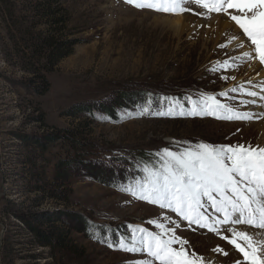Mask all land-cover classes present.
I'll return each mask as SVG.
<instances>
[{
    "label": "rangeland",
    "instance_id": "rangeland-1",
    "mask_svg": "<svg viewBox=\"0 0 264 264\" xmlns=\"http://www.w3.org/2000/svg\"><path fill=\"white\" fill-rule=\"evenodd\" d=\"M45 1L0 0V264H159L133 235L140 228L162 234L157 224L174 228L189 254L205 264H236L240 254L217 234H205L132 192L146 178L145 166L159 167L158 153L165 148L183 152L201 142L259 146L264 84L246 73L253 60L263 71L264 64L236 61L231 55L240 48L230 43L205 45L206 36H178L172 23L151 15L222 16L234 26L227 16L204 14L195 4H185L189 10L183 13H163L124 0H51L65 10L69 20L62 35L75 45L41 70L45 50L37 44L49 26L42 15ZM224 61L228 67H221ZM40 74L49 82L42 94L36 92ZM258 87L263 117L247 118L243 112L252 105L240 97ZM207 96L233 112L189 115V104L202 107ZM113 105L112 120L96 112ZM84 106L95 112L89 125L75 115H85ZM170 109L172 114H158ZM236 114L246 118H218ZM51 134L58 135L49 141ZM70 160L75 168L67 171L63 163ZM210 209L204 206V212ZM36 211L58 218L54 225H36L69 233L76 253L41 245L17 217ZM122 242L140 250H124ZM218 246L223 253L214 251Z\"/></svg>",
    "mask_w": 264,
    "mask_h": 264
},
{
    "label": "snow or ice",
    "instance_id": "snow-or-ice-1",
    "mask_svg": "<svg viewBox=\"0 0 264 264\" xmlns=\"http://www.w3.org/2000/svg\"><path fill=\"white\" fill-rule=\"evenodd\" d=\"M137 9H148L163 13H183L188 11L185 4H195L205 13L226 15L239 29L230 35V40L242 36L251 45L243 52L246 59H257L264 64V0H124ZM232 10V11H230ZM237 47L245 46L237 40ZM224 61L221 67H228ZM226 95V93H222ZM256 95V93H250ZM189 115H217L221 110L233 109L221 104L213 96H207L202 107L195 101ZM159 115L172 114L169 112ZM183 115V111L180 113ZM224 119H244L240 114L218 117ZM161 163L158 168L145 166L146 178L137 183L134 196L149 203L175 212L189 224H197L220 236L233 245L242 257L244 264H264V234L255 237L246 231H239L236 225L264 229V147L251 145H212L198 143L194 148L183 152L161 150ZM131 191V189H129ZM205 200L210 202L216 213L222 214L209 222L202 209ZM222 225H233L221 233ZM162 234H154L140 228L143 233V250L154 257L159 264H205L195 253L189 254L187 241L176 236L175 229H165L157 224ZM171 233L164 238L165 233ZM179 244V247H174ZM120 247L127 251H138L135 247ZM223 253L219 246L214 249ZM225 255L227 253H224ZM147 264V262H145ZM236 264H240L237 261Z\"/></svg>",
    "mask_w": 264,
    "mask_h": 264
},
{
    "label": "trees",
    "instance_id": "trees-1",
    "mask_svg": "<svg viewBox=\"0 0 264 264\" xmlns=\"http://www.w3.org/2000/svg\"><path fill=\"white\" fill-rule=\"evenodd\" d=\"M45 5L43 8L42 15L46 18V23L49 24L48 29L43 34V37L39 41V49H44L43 51V59L45 60V63H42L41 70L47 69L49 70L50 67H53L59 60L70 54L72 47L75 45L74 40L68 39V37H64L62 35L63 30L68 25L67 21L69 20L65 10L60 9L56 6H54V3L51 0H46ZM35 46V45H34ZM36 47V46H35ZM41 52V50H40ZM38 54V51H37ZM36 54V55H37ZM35 55V57H36ZM47 62V63H46ZM38 71V70H35ZM39 77L41 78V84L38 86V94H42L46 92L49 88V82L44 78L43 74H40ZM128 102H131L130 100ZM193 102V101H192ZM190 103V108H193V103ZM119 105V104H118ZM118 105H115L117 107ZM115 107L112 106H103V108H96V112H100L101 110L104 111L108 115V119H113V110H115ZM176 107V106H175ZM81 112L85 113V115H88L87 119L85 115L81 114L78 115L79 112H77L76 117H78V121H88L89 125L90 123H93L92 114L94 109L90 106H84ZM177 108V107H176ZM39 111V110H38ZM95 113V112H94ZM44 115L42 113L40 114V119L43 120ZM58 134H51L48 136V140L51 141L53 139H56ZM141 162H146L144 160H140ZM65 166L63 167L65 170L70 171L72 168L74 169V165L72 160L65 161L63 163ZM63 166V165H62ZM62 168V167H61ZM60 168V170H61ZM144 180V179H143ZM142 180V181H143ZM141 181V182H142ZM54 215L50 211H36V212H27V213H20L17 214V217H19L20 220L24 222V224L27 226V228L35 234V236L38 238L39 242L43 246H52L53 243L56 244L58 248L65 249L71 253H76V246L72 244L71 237L69 236V233H66L64 230H60L56 226H51L49 229H42L38 228L37 225L41 223H48L51 225H54V221L58 218H54ZM58 217V216H57ZM37 224V225H36ZM134 235V233H133ZM130 243L129 246L132 245L133 239H129Z\"/></svg>",
    "mask_w": 264,
    "mask_h": 264
},
{
    "label": "bare ground",
    "instance_id": "bare-ground-1",
    "mask_svg": "<svg viewBox=\"0 0 264 264\" xmlns=\"http://www.w3.org/2000/svg\"><path fill=\"white\" fill-rule=\"evenodd\" d=\"M119 6V5H118ZM125 7V6H124ZM127 8V7H126ZM117 9V8H116ZM122 10V9H121ZM202 13V12H201ZM140 14V13H138ZM153 19L154 20H159V19H164L165 21H167L168 23H172L173 24V30L174 32L180 36L181 34H184L186 32H188L190 34V36H200L201 38L205 37V45L207 44H212L215 46V44H219V43H230L229 48L233 49V48H237L236 44H237V40H243L245 46L243 48H240L236 54H232L230 53V55L232 57H234V59L237 61L243 57V52L245 51H249L251 47H249V45L247 44V42L244 40V38L242 36L238 37L237 40H230L229 37L232 33L234 32H239L229 21H227V19H225L222 16H209L207 18H200L198 19L197 16H189V15H184L183 17H165V16H159V15H153ZM196 15V14H195ZM202 17V15H201ZM127 18V17H126ZM198 34V35H197ZM220 48V46H219ZM220 51V50H219ZM236 51V49H235ZM222 53V51H221ZM229 54V53H228ZM222 55V54H221ZM229 55V56H230ZM231 57V58H232ZM254 63V65L251 66V69L249 71H247L250 75H252V77L249 79L251 82L257 80L258 82V86L264 84V71L261 70V66L253 60L252 61ZM244 65H241L240 70L243 68ZM249 66V65H248ZM237 72V68L232 69V71L230 72L231 75H234ZM237 76V75H236ZM238 77V76H237ZM247 87H245L246 89ZM254 91L251 93H256V95H248V96H241L240 98H244L245 100H247L248 104L252 105V110L249 108V110L244 111L243 114H245L247 116V118H256L260 116V112L262 110V106L260 104V99L262 96V93L259 92V87L256 89H253ZM245 92H243L244 94ZM263 111V110H262ZM263 112L261 113V117L256 118V119H261ZM260 132H261V136L262 138V142L259 145V147H264V119L260 122ZM230 227H233V225H228V226H224L222 227V229H227ZM237 228V230L239 231H246L249 234L255 236V237H259V235L264 234V231L262 229H257V230H252L249 226H241V225H236L235 226ZM227 232V231H226ZM227 235H231V234H227ZM235 254V253H234ZM237 254V253H236ZM240 258V256H239ZM207 262H210V264H215L212 262V260H206ZM206 262V263H207ZM240 263L243 264L244 262L242 260H240Z\"/></svg>",
    "mask_w": 264,
    "mask_h": 264
}]
</instances>
